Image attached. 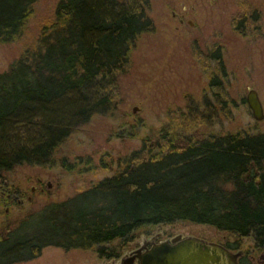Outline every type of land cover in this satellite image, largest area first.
<instances>
[{"label": "trees", "instance_id": "1", "mask_svg": "<svg viewBox=\"0 0 264 264\" xmlns=\"http://www.w3.org/2000/svg\"><path fill=\"white\" fill-rule=\"evenodd\" d=\"M36 1L0 0V42L23 44L0 72V178L22 164L113 173L16 221L0 220V264L34 257L45 245L102 244L101 255L115 256L175 221L224 230L236 237L223 243L231 249L241 236L262 247L264 128L208 130L230 116L220 92L206 100L208 113L195 104L174 111L128 153L58 154L79 125L114 114L134 40L154 23L149 0H58L29 34Z\"/></svg>", "mask_w": 264, "mask_h": 264}, {"label": "rangeland", "instance_id": "2", "mask_svg": "<svg viewBox=\"0 0 264 264\" xmlns=\"http://www.w3.org/2000/svg\"><path fill=\"white\" fill-rule=\"evenodd\" d=\"M57 1L35 2L29 34L35 31L38 21L52 13ZM147 11L154 26L134 40L129 69L120 78L114 114H96L79 125L61 144L58 154L75 159L92 153L98 159L96 153L105 151L113 156L128 153L139 147L141 137L150 128L167 122L174 111L195 104L208 113L205 103L207 99L215 101V92L229 99L231 111L229 117L206 126L208 130L252 132L264 128V117L255 119L245 99L250 86L257 90L264 105V0H149ZM243 13L247 14L245 18ZM22 45L21 41L0 42V72L18 56ZM213 78L219 84H211ZM112 173L108 169L70 172L57 165L17 166L0 178V192L16 188L20 201L0 198V220L16 221L27 211L71 196ZM159 230L164 238L178 232L222 243L236 238L209 224L187 221L158 224L145 235ZM135 239L115 256L101 255L97 247L102 244L87 248L45 245L36 256L12 264H108L110 258L117 259L133 248ZM238 239L243 250L238 264H264V251L262 261H258L262 250L256 248L251 236Z\"/></svg>", "mask_w": 264, "mask_h": 264}, {"label": "water", "instance_id": "3", "mask_svg": "<svg viewBox=\"0 0 264 264\" xmlns=\"http://www.w3.org/2000/svg\"><path fill=\"white\" fill-rule=\"evenodd\" d=\"M191 23V21H190ZM245 99L255 119L264 117V105L258 92L248 87ZM163 232L141 234L136 245L119 257L110 258L108 264H238L243 255L241 248L231 249L220 241L195 234L175 233L162 238Z\"/></svg>", "mask_w": 264, "mask_h": 264}, {"label": "flooded vegetation", "instance_id": "4", "mask_svg": "<svg viewBox=\"0 0 264 264\" xmlns=\"http://www.w3.org/2000/svg\"><path fill=\"white\" fill-rule=\"evenodd\" d=\"M183 13H181L180 14V16H179V20L180 21H182L183 20ZM212 53H214V52H212ZM215 54V53H214ZM214 54H212L213 56H214ZM5 183V182H4ZM15 190H17L16 188L14 189V190H10L9 188H7V189H5V188H3L2 190H1V195H2V198H3V200H5V199H7V198H14V199H16V201H20V198L18 197V195L17 194H15ZM6 210H7V208H6ZM167 237V236H166ZM162 238H164L163 236H162ZM256 248H258V249H261L262 251L260 252V255H259V257L260 258H258V261H262V259H263V251H264V244L262 245V247H260V246H256Z\"/></svg>", "mask_w": 264, "mask_h": 264}]
</instances>
